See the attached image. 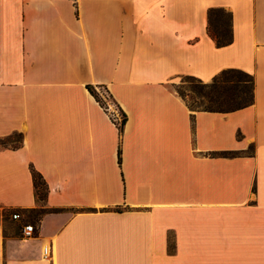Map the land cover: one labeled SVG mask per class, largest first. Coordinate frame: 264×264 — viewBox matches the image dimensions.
Wrapping results in <instances>:
<instances>
[{"label": "crops", "instance_id": "obj_1", "mask_svg": "<svg viewBox=\"0 0 264 264\" xmlns=\"http://www.w3.org/2000/svg\"><path fill=\"white\" fill-rule=\"evenodd\" d=\"M211 9L231 14L230 44ZM228 69L253 77L250 105L193 109L177 90ZM89 84L127 114L122 134ZM17 132L0 264H264V0H0V138Z\"/></svg>", "mask_w": 264, "mask_h": 264}, {"label": "trees", "instance_id": "obj_2", "mask_svg": "<svg viewBox=\"0 0 264 264\" xmlns=\"http://www.w3.org/2000/svg\"><path fill=\"white\" fill-rule=\"evenodd\" d=\"M218 11H221V12L228 14L230 17V20H231V14L224 11L223 9H211L209 11V19H210L209 34L216 41L218 46H225V45L230 44L233 40L231 30L229 31L230 33H226V34H222V35H214L211 33V27L213 25V15ZM236 73H238L241 76H245V77L250 78V81L252 82V94H251V96H247V92H248L247 91V89H248L247 84L249 81L244 80V79H239V81H240V84H239L238 82H236L235 78H233L234 74H236ZM204 84H207L208 86H210L216 90H220V88H226L227 90H229L234 86V84H237V85H240L241 91L239 92L240 94L236 95V99L233 98L231 100H226V101H222V102L218 101L216 99L212 102L213 105H210L208 107H197L194 109L227 112V111H233V110L248 106L253 102V77L250 74H248L242 70H238V69L224 70L221 74L216 76L212 82L204 83ZM88 89L90 90V92L95 96V98L103 106L107 105L105 99L103 98V96L101 95L99 90H97L96 87L89 84ZM223 92H225L226 96L228 95L227 91H223ZM179 94L186 99L184 93L179 91ZM233 94L235 95V93H233ZM110 98L112 99L111 95H110ZM120 111L123 114V120H122L121 124H119L118 126H119L120 133L122 134L124 131L125 124L127 122V114L123 110H120ZM16 134H18L20 136V140L17 144L12 145L13 148H18L23 143L22 134L18 133V132ZM5 147H9V146L6 145ZM120 155H121V151H120ZM120 161H121V156H120ZM32 174H33V180H34V185L36 188L37 197L39 198V200H45L47 197V193H48V184H47L46 180L44 179L43 175L33 167H32ZM117 209L120 210L121 208H117ZM46 211H47L46 209H40L39 210L40 214L44 213ZM8 215H9V212H6L5 216H8Z\"/></svg>", "mask_w": 264, "mask_h": 264}, {"label": "rangeland", "instance_id": "obj_3", "mask_svg": "<svg viewBox=\"0 0 264 264\" xmlns=\"http://www.w3.org/2000/svg\"><path fill=\"white\" fill-rule=\"evenodd\" d=\"M230 17L228 14L218 11L213 15V25L211 27V33L214 35H222L226 33H230ZM233 78H235L236 82L240 84L239 79L248 80V89L247 96H251L252 94V82L249 77L241 76L238 73L234 74ZM242 84V83H241ZM177 90L184 93L188 104L194 109L197 107H208L213 105L214 100L218 101H226L231 99H236V95L240 94L241 91L240 85L234 84V86L227 90L226 88H220V90H216L207 84H204L201 80L191 77L184 76L179 78ZM227 91V96L225 92ZM235 93V95L233 94ZM20 136L16 133L5 137L0 138V147L12 146L19 142ZM40 215L39 211L32 212L31 216L27 218V220L35 221L37 217Z\"/></svg>", "mask_w": 264, "mask_h": 264}, {"label": "built area", "instance_id": "obj_4", "mask_svg": "<svg viewBox=\"0 0 264 264\" xmlns=\"http://www.w3.org/2000/svg\"><path fill=\"white\" fill-rule=\"evenodd\" d=\"M99 92L101 93V95L103 96V98L105 99L107 105L105 106V108L108 110V112L110 113L113 121L119 125L121 124L122 120H123V114L120 111L119 107L112 101V99L110 98V94L107 92V90H105L104 88H98ZM21 217V214L19 212H15L13 214V218L18 219ZM24 235L26 236H32L35 232L34 229V225L33 224H26L24 226ZM51 251L49 250V248L45 249V256H50Z\"/></svg>", "mask_w": 264, "mask_h": 264}]
</instances>
